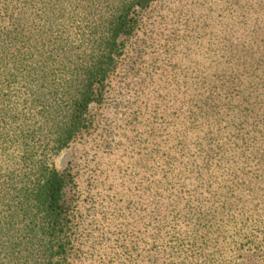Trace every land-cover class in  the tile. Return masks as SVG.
<instances>
[{
    "label": "rangeland",
    "instance_id": "rangeland-1",
    "mask_svg": "<svg viewBox=\"0 0 264 264\" xmlns=\"http://www.w3.org/2000/svg\"><path fill=\"white\" fill-rule=\"evenodd\" d=\"M136 15L85 127L47 156L67 176L61 264H264V0Z\"/></svg>",
    "mask_w": 264,
    "mask_h": 264
},
{
    "label": "trees",
    "instance_id": "trees-1",
    "mask_svg": "<svg viewBox=\"0 0 264 264\" xmlns=\"http://www.w3.org/2000/svg\"><path fill=\"white\" fill-rule=\"evenodd\" d=\"M151 1L0 0V264L64 261L67 176L47 156L85 127Z\"/></svg>",
    "mask_w": 264,
    "mask_h": 264
}]
</instances>
